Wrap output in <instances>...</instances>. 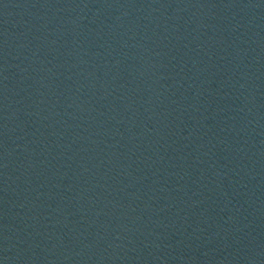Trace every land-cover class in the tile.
<instances>
[{
    "label": "water",
    "instance_id": "obj_1",
    "mask_svg": "<svg viewBox=\"0 0 264 264\" xmlns=\"http://www.w3.org/2000/svg\"><path fill=\"white\" fill-rule=\"evenodd\" d=\"M0 264H264V0H0Z\"/></svg>",
    "mask_w": 264,
    "mask_h": 264
}]
</instances>
